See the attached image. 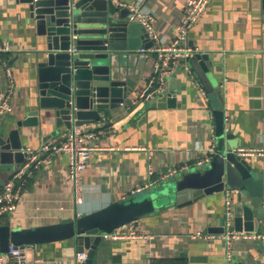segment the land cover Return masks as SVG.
Returning a JSON list of instances; mask_svg holds the SVG:
<instances>
[{"label":"crops","instance_id":"1","mask_svg":"<svg viewBox=\"0 0 264 264\" xmlns=\"http://www.w3.org/2000/svg\"><path fill=\"white\" fill-rule=\"evenodd\" d=\"M113 1L152 15L153 31L161 44L173 40L183 18L184 0ZM39 39L29 24L25 3L0 0V42L11 47L1 57L10 66L14 81V110L4 114L9 123L22 119L24 111L37 108L28 99L29 85L37 75L34 58L41 47ZM135 39L137 49L120 52V64L127 66L135 82L133 92L125 103L105 110L99 120L84 124L99 128L102 134L80 177L81 200L76 201L68 178L67 157L55 154L32 169L15 210L1 215L5 223H0L24 229L74 219L125 195L139 194L168 176L171 169L193 166L215 146L211 106L215 99L194 74L190 77L186 57L165 76L159 91L147 100L139 98L153 74L155 53L150 36L149 48H144L140 37ZM185 44L192 54H206L213 61L210 68L218 80L225 127L234 135L230 142L236 152L240 148L264 149L263 0H210L190 28ZM6 86L0 67V92ZM160 91L164 95L155 99ZM169 92L171 96L165 94ZM37 119V125L29 127L33 135L26 143L33 150L45 141L59 140L70 128L58 124L54 117L44 119L39 114ZM243 157L264 162V155ZM13 171L4 177L3 185ZM225 194L212 193L180 208L160 207L127 223L144 236L101 238L93 264H223L225 244L217 235L234 230L232 225H244L234 221L232 209V224L226 226ZM250 216V231L264 233L256 214ZM222 228V232L217 231ZM260 241L264 240H233L232 264H264ZM73 246V241L65 240L29 245L27 250L29 258L41 259V264H75L77 251ZM0 257L6 260L7 252H0Z\"/></svg>","mask_w":264,"mask_h":264},{"label":"water","instance_id":"2","mask_svg":"<svg viewBox=\"0 0 264 264\" xmlns=\"http://www.w3.org/2000/svg\"><path fill=\"white\" fill-rule=\"evenodd\" d=\"M21 2L26 5L29 24L40 37L41 47L34 58L37 75L29 85L28 99L37 108L24 111V117L12 123L0 115V188L4 177L27 157L26 143L33 135L29 127L37 125L39 114L44 119L54 117L58 124L68 127L99 120L105 110L125 103L135 86L127 66L120 64V52L137 49L136 37L142 39L144 48L152 45L143 25L128 20L129 8L113 0ZM185 62L190 77L194 74L215 99L211 106L216 142L205 154L208 161L178 169L139 194L125 195L74 219L24 229L0 223V252H7L9 244L29 246L68 240L73 241L77 253L86 252L82 264H93L101 233L111 232L157 208L188 206L220 192L231 194L234 221L244 224L232 225L231 229L250 231V214L255 213L264 230V162L239 155L230 142L234 135L225 127L218 80L210 68L212 59L194 52ZM165 94L171 96L172 92ZM163 95L164 91H160L153 97ZM258 245L262 247L264 241Z\"/></svg>","mask_w":264,"mask_h":264},{"label":"built area","instance_id":"3","mask_svg":"<svg viewBox=\"0 0 264 264\" xmlns=\"http://www.w3.org/2000/svg\"><path fill=\"white\" fill-rule=\"evenodd\" d=\"M210 0H184L183 18L176 26L175 36L168 44H161L159 36L153 31V17L152 15L139 9L137 6L128 5L130 13L128 20L130 22H138L148 31L150 38L154 44L151 48L155 53L154 71L147 81L146 91L140 95V99L147 100L156 91L161 88V83L164 82L167 76L176 67L181 59L192 54L185 42L188 37V32L192 25L197 21L200 15L206 8ZM118 4V3H117ZM11 47L8 42H0V67L3 68L6 78V90L0 92V115L8 114L14 110L12 104V93L14 88V81L12 70L2 59L4 52H9ZM102 131L99 128L88 125H72L59 140H49L43 142L37 150L27 148V157L17 167L4 182L0 189V216L6 215L17 206V202L21 197V193L27 183L28 177L32 173V169L38 166L42 161L50 159L52 155L64 154L67 157V173L68 178L73 184L76 201H80V177L87 166V162L91 153L96 148V141L99 139ZM241 156H255L264 155V149L258 148H240L238 151ZM208 161L206 156L197 158L193 165H200ZM188 167L187 164L180 165L177 168L171 169L168 174L172 175L178 169ZM138 188L137 190H141ZM224 199V216L225 224L229 226L232 224V201L231 194L226 192ZM144 235L136 231L128 224L118 226L111 232L101 233V238L104 239H119V238H139ZM213 237V235H208ZM225 244V255L223 264H232V241L235 239H249V240H264V233L244 230H230L222 232L217 235ZM28 246H15L9 244L8 258L3 260L0 257V264H41V259L29 258ZM86 258V252L76 253L75 264H82Z\"/></svg>","mask_w":264,"mask_h":264},{"label":"trees","instance_id":"4","mask_svg":"<svg viewBox=\"0 0 264 264\" xmlns=\"http://www.w3.org/2000/svg\"><path fill=\"white\" fill-rule=\"evenodd\" d=\"M2 218H3V217H1L0 220H4V219H2ZM3 222L5 223V220H4Z\"/></svg>","mask_w":264,"mask_h":264}]
</instances>
